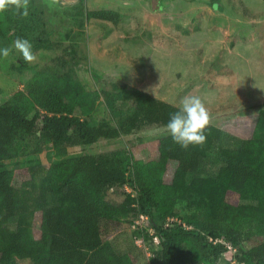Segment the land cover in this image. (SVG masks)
Masks as SVG:
<instances>
[{
  "label": "trees",
  "instance_id": "obj_1",
  "mask_svg": "<svg viewBox=\"0 0 264 264\" xmlns=\"http://www.w3.org/2000/svg\"><path fill=\"white\" fill-rule=\"evenodd\" d=\"M86 17L113 25L121 21L114 10ZM2 30L0 19V37ZM34 49L42 46L36 42ZM40 73L0 105V264L15 258L32 264H219L227 253L230 264H264V99L244 114L209 123L202 145L182 148L167 131L145 146L144 158L135 148L72 156L71 150L99 140L164 128L179 107L121 86L133 103L130 115L117 124L92 125L86 118L97 109L96 95L74 75ZM20 135L43 145L44 164L35 173L31 168L16 174L5 165ZM228 135L239 145L221 150L224 166L214 176L188 180ZM125 185L135 189V198L123 191ZM18 206L23 209L16 214ZM28 210L29 218H40L36 242L22 217ZM168 218L190 229L177 222L165 228ZM136 220L143 229H131ZM142 238L149 252L153 246L145 262L140 261L147 254L139 246Z\"/></svg>",
  "mask_w": 264,
  "mask_h": 264
},
{
  "label": "rangeland",
  "instance_id": "obj_2",
  "mask_svg": "<svg viewBox=\"0 0 264 264\" xmlns=\"http://www.w3.org/2000/svg\"><path fill=\"white\" fill-rule=\"evenodd\" d=\"M118 1L27 0L26 16L15 8L1 11L0 47L9 48L10 55L0 57V105L24 91L40 71L43 76L74 75L96 95L97 109L86 118L92 125L117 124L130 115L133 103L124 97L121 86L178 107L185 97L198 96L212 124L244 114L264 99V1L121 0L127 3L122 7ZM113 8L121 12L117 25L87 20L86 13ZM18 36L31 42L34 62L25 61L15 49ZM36 42L42 49H34ZM166 132V127L153 128L71 152L72 156L96 155L135 148L137 156L144 158L145 146ZM238 145V138L222 137L188 180L214 176L224 166L221 150ZM42 146L35 137L20 135L5 165L16 174L31 168L35 173L44 164ZM22 209L18 206L15 213ZM28 212L22 217L29 222V238L36 242L40 218H29ZM17 219L8 223L10 229ZM152 247L150 252L146 248L145 260L140 261L152 258ZM229 258L225 254L219 264H230ZM9 264L32 262L15 258Z\"/></svg>",
  "mask_w": 264,
  "mask_h": 264
},
{
  "label": "clouds",
  "instance_id": "obj_3",
  "mask_svg": "<svg viewBox=\"0 0 264 264\" xmlns=\"http://www.w3.org/2000/svg\"><path fill=\"white\" fill-rule=\"evenodd\" d=\"M9 6H13L21 15H27V0H0V11L8 9ZM13 43L25 61L34 62L37 59L29 40L18 38ZM9 55V48L0 47V57ZM209 123V112L200 97L188 96L181 101L178 110L170 114L165 127L173 141L186 149L206 142L205 130Z\"/></svg>",
  "mask_w": 264,
  "mask_h": 264
},
{
  "label": "built area",
  "instance_id": "obj_4",
  "mask_svg": "<svg viewBox=\"0 0 264 264\" xmlns=\"http://www.w3.org/2000/svg\"><path fill=\"white\" fill-rule=\"evenodd\" d=\"M123 191H124L127 195H129L130 197H132V198H135V197L137 196V193H136L135 189L132 188V187H130L129 185H125L124 188H123ZM173 222L181 223L178 219H175V218H168L167 221H166V223H165V228H167V227H168L171 223H173ZM181 224H182V226H183L185 229H190V227L186 226L184 223H181ZM131 229H132L133 231H135V230H137V229H143V225H142V223H141L139 220H136V221H134V223L132 224ZM146 231H147V233H148L150 236H153V237H154V243H155V244H158V238L154 235V231H153L152 229H147ZM210 241L213 242L214 244L217 243V242H220V243L223 242L222 240H214V241L210 240ZM139 246L142 247V248H145V249H146V244H145V241H144L143 238H142V240H141ZM225 246H226V248L228 249V251H229L230 253L235 254V249H234L231 245H229V244H225ZM232 264H238V263H236V261H233ZM242 264H243V263H242Z\"/></svg>",
  "mask_w": 264,
  "mask_h": 264
},
{
  "label": "crops",
  "instance_id": "obj_5",
  "mask_svg": "<svg viewBox=\"0 0 264 264\" xmlns=\"http://www.w3.org/2000/svg\"><path fill=\"white\" fill-rule=\"evenodd\" d=\"M118 2H120L119 3V7H122V6H124V4H127V3H124L123 1H121V0H119ZM110 10H117V8H113V9H110ZM121 13V12H120Z\"/></svg>",
  "mask_w": 264,
  "mask_h": 264
}]
</instances>
